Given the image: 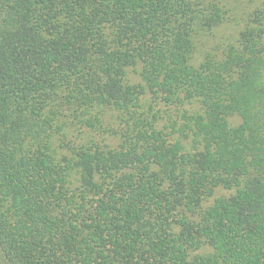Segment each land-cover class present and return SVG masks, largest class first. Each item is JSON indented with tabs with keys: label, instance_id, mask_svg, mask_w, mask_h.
<instances>
[{
	"label": "trees",
	"instance_id": "obj_1",
	"mask_svg": "<svg viewBox=\"0 0 264 264\" xmlns=\"http://www.w3.org/2000/svg\"><path fill=\"white\" fill-rule=\"evenodd\" d=\"M0 0V264H264V0Z\"/></svg>",
	"mask_w": 264,
	"mask_h": 264
},
{
	"label": "rangeland",
	"instance_id": "obj_2",
	"mask_svg": "<svg viewBox=\"0 0 264 264\" xmlns=\"http://www.w3.org/2000/svg\"><path fill=\"white\" fill-rule=\"evenodd\" d=\"M248 1H250V0H248ZM243 2V0H239V2L238 3H242Z\"/></svg>",
	"mask_w": 264,
	"mask_h": 264
}]
</instances>
